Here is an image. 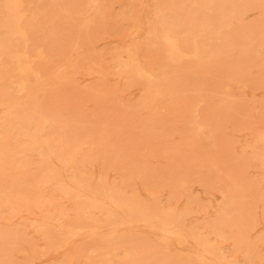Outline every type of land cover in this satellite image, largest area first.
Instances as JSON below:
<instances>
[{"label": "rangeland", "instance_id": "rangeland-1", "mask_svg": "<svg viewBox=\"0 0 264 264\" xmlns=\"http://www.w3.org/2000/svg\"><path fill=\"white\" fill-rule=\"evenodd\" d=\"M30 1L28 51L42 55L32 64L39 81L18 100L22 127L0 112V264H95L114 248L144 253L148 262L137 264L264 260V0ZM158 7L183 28L188 51V37L198 39V58L167 60L146 32ZM127 51L162 72L154 101L118 70ZM28 104L34 113L24 114ZM27 118L54 122L48 137L57 156L74 155L73 168L25 148ZM50 174L63 182L78 174L91 191L115 187L140 204L155 194L159 209L181 215L185 232L221 262L189 259L186 246L165 248L138 222L112 240L88 235L89 227L105 233L106 213L55 180L44 183ZM57 224L84 233L61 234Z\"/></svg>", "mask_w": 264, "mask_h": 264}, {"label": "bare ground", "instance_id": "bare-ground-1", "mask_svg": "<svg viewBox=\"0 0 264 264\" xmlns=\"http://www.w3.org/2000/svg\"><path fill=\"white\" fill-rule=\"evenodd\" d=\"M31 2L30 0H0V70L4 73L0 78L6 82L0 81V112L7 114L13 126L19 121L18 112L21 110L19 108V105H21V102L18 101L19 97L27 96L30 86L37 84L39 81V74L32 64L42 53L40 51L32 53L28 51L31 40L30 33L35 29V17L31 12ZM207 12L211 13L210 8L207 9ZM138 19L134 20V32L138 29ZM181 29L180 25L177 26L173 22L170 15L163 14L160 7H158L154 11V23L151 29L148 28L146 32L159 40L160 47L168 61L178 62L186 58H198V39L188 37L191 38L193 44L192 50L188 51L186 44L183 43L184 37L181 36L185 32ZM138 63L133 55L127 51L126 60H118L116 65L122 75L125 76L126 74L131 77H128V83L132 81L135 83L141 82L143 86L147 87L148 98L152 102L160 95L161 87L156 83L162 77V72L158 69H144ZM31 109L32 107L29 104L23 106L24 114L34 113ZM26 121H28L25 126L26 133L29 135L25 146L27 150L37 149L38 153L43 154L47 159L57 158L60 166L74 167V155H69L66 158L57 156L54 150L55 145L48 137V130L52 128L53 121L42 118L40 124L37 125L34 124L32 118H27ZM21 127V124L18 127L17 124L15 126L16 129ZM43 136L45 137L43 138ZM258 138L263 146V152L259 153V156L264 160V134H260ZM5 162V155L0 154V167ZM53 180L59 183L58 188L64 193L73 192L77 197H83L87 209H96L106 213L109 222L103 228L105 233L102 234L97 231L98 228L89 227L86 229L88 235L101 240H112L117 228H130L135 222H138L147 229L159 245L165 248L170 245L178 248L186 246V248H189L183 251V255L189 259L221 262L220 257L214 256L213 248L204 239H197L190 231L185 232L183 223L180 222L181 215L173 214L170 210L162 211L159 209L155 194L148 193L149 204H140L134 199H123L122 192L115 187L91 191L88 184H85L84 178L78 174L72 175L66 182L65 180L63 182V176L60 174H57V176L50 174L43 182L49 183ZM46 222L49 221L43 220L40 226L45 225ZM53 227L58 228L61 234L65 235L84 233L80 232L84 229L80 226L69 227V225L57 224ZM143 254H138L134 249L119 252L114 248L99 254V260L95 264H111L117 256H121L125 260V264L147 263L148 260ZM258 264H264V260H259Z\"/></svg>", "mask_w": 264, "mask_h": 264}]
</instances>
